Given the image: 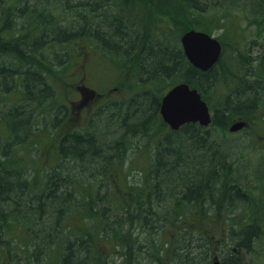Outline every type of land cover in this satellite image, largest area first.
Instances as JSON below:
<instances>
[{
    "label": "trees",
    "instance_id": "obj_1",
    "mask_svg": "<svg viewBox=\"0 0 264 264\" xmlns=\"http://www.w3.org/2000/svg\"><path fill=\"white\" fill-rule=\"evenodd\" d=\"M223 1L249 10L250 1L264 22V2ZM170 3L209 34L220 29L226 37L241 19L233 9L220 18L206 0H0V100L8 107L0 106L8 131L0 136V264H210L213 237L189 222L224 217L223 264H245L257 252L264 197L247 198L215 132L264 113V56H246L237 42L228 57L219 38L220 61L207 72L194 68L181 45L188 29L164 11ZM80 48L132 95L107 101L85 128L62 137L59 161L28 175L18 148L40 125L64 121L55 81ZM179 83L202 94L214 112L209 128L172 131L163 121L162 98ZM142 150L148 168L134 161ZM115 173L121 188L112 184ZM107 242L113 249L102 247Z\"/></svg>",
    "mask_w": 264,
    "mask_h": 264
},
{
    "label": "rangeland",
    "instance_id": "obj_2",
    "mask_svg": "<svg viewBox=\"0 0 264 264\" xmlns=\"http://www.w3.org/2000/svg\"><path fill=\"white\" fill-rule=\"evenodd\" d=\"M209 4L214 5L212 13H215L220 18L228 15L232 12V9L236 14H240L241 19L238 21L231 30L228 36L224 37V30H216L213 34L218 38H223V41L227 43L228 57H231L234 49L237 50L236 43L239 42V50L247 54L254 59H259L264 56V22L259 26L257 16H253V13L257 11L256 7H253L249 3L250 10L247 8H241L243 4H234L233 2H224L223 0H206ZM261 4L264 1L260 0ZM164 11H168L174 20V25L178 28L192 30L195 27L187 23L186 19L177 17L176 9L170 3L168 7H164ZM180 25V26H179ZM226 35V34H225ZM236 52V51H235ZM78 57V59H77ZM77 59L74 65L66 73L65 77L56 80L55 87L57 90L58 102L61 105L66 106L67 114L64 121L56 128L53 125H49L48 129L45 125H40L38 130L35 131L34 137L28 138L29 142L24 143L18 148V155L21 156L20 165L22 169L29 175L32 170H45L52 167L57 161H59L58 145L62 137L75 130L85 128L90 120V117L98 111V109L104 105L107 101H122L131 97L132 88H128V83L122 79L117 78L110 71H103L96 66L95 60H93L92 54L87 52L86 48H80L78 51ZM227 59V57L225 58ZM264 60V59H263ZM261 61V60H258ZM96 92L94 96L90 94L89 90ZM81 91L86 93L87 102L84 100ZM0 106L8 108L4 101L0 100ZM264 113H257L254 117L248 121L249 126L247 129L239 131L236 134H232L228 131L227 134H220L215 132V137L220 144V150L224 154H228L231 158V162L235 167V179L238 184L243 187L247 198L254 196L256 198L264 197ZM237 121V120H235ZM234 121V122H235ZM233 122V123H234ZM40 130V131H39ZM7 128L2 120H0V136L5 138L7 136ZM35 141V145L32 146V142ZM2 146V145H0ZM137 152V151H136ZM139 154L140 159L137 158L135 163L137 166L143 165L144 168H148L151 164L149 158H146V152L142 150ZM4 157H1L0 161H4ZM141 160V163L140 161ZM17 165V164H16ZM31 169L30 171L26 168ZM134 169V168H132ZM150 170V169H149ZM129 172L126 171L125 176ZM111 176V175H110ZM112 184L114 187L121 188L124 186L121 176L117 179V174H112ZM252 194V190L256 189ZM116 189V188H115ZM250 192V193H249ZM260 192V195H258ZM246 205L241 210H246L248 216L251 217L248 209H245ZM246 215V213H245ZM245 219H250V218ZM236 218L235 222L237 221ZM252 220H250V223ZM190 228L194 229L196 226L201 227L208 235H211L212 241L210 242L211 250L216 253L212 254V260L210 264H215V261H219L221 264L226 257V249L219 244L218 241L224 235L227 222L226 218H220V221L202 220V222L190 221ZM215 235V236H214ZM18 236V235H17ZM13 235V238L16 237ZM254 249L257 252L250 253L248 258L245 259V264H264V231L261 230L260 237L256 240ZM14 245L17 243L14 241ZM103 248L113 249L109 242L102 245ZM0 249V255L2 254ZM107 257H105L106 259ZM217 258V259H216ZM113 259V258H112ZM111 259V260H112ZM120 260L118 259V264ZM243 263V261H241ZM244 264V263H243Z\"/></svg>",
    "mask_w": 264,
    "mask_h": 264
},
{
    "label": "water",
    "instance_id": "obj_3",
    "mask_svg": "<svg viewBox=\"0 0 264 264\" xmlns=\"http://www.w3.org/2000/svg\"><path fill=\"white\" fill-rule=\"evenodd\" d=\"M185 55L197 69L207 72L220 60L223 47L220 41L210 34L190 30L181 38ZM92 96L94 92L89 91ZM164 122L178 131L186 124L198 123L203 127L212 124L211 109L201 93L187 83H180L171 88L163 97L160 108ZM247 123L239 121L230 127L231 133L241 131Z\"/></svg>",
    "mask_w": 264,
    "mask_h": 264
},
{
    "label": "flooded vegetation",
    "instance_id": "obj_4",
    "mask_svg": "<svg viewBox=\"0 0 264 264\" xmlns=\"http://www.w3.org/2000/svg\"><path fill=\"white\" fill-rule=\"evenodd\" d=\"M218 264V263H217Z\"/></svg>",
    "mask_w": 264,
    "mask_h": 264
}]
</instances>
